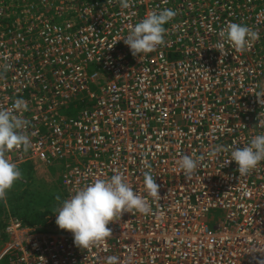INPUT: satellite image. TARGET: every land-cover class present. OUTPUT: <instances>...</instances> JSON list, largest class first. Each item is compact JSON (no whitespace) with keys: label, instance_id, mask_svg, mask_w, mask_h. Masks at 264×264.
Returning <instances> with one entry per match:
<instances>
[{"label":"built area","instance_id":"2783aa9c","mask_svg":"<svg viewBox=\"0 0 264 264\" xmlns=\"http://www.w3.org/2000/svg\"><path fill=\"white\" fill-rule=\"evenodd\" d=\"M0 0V109L27 101L32 147L24 165L63 164L66 199L120 173L134 192L143 173L159 185L150 214L124 213L89 249L70 232L18 216L0 224V264H254L264 246V161L246 176L231 150L264 132V0ZM172 9L165 43L134 57L123 39L147 13ZM228 22L258 34L244 52L215 49ZM95 89V90H94ZM264 99V98H262ZM80 101L84 106L69 112ZM223 145L215 158L207 153ZM181 154L205 160L186 179ZM74 160L75 163L68 161ZM221 211L220 217L211 215ZM210 216L211 219H210Z\"/></svg>","mask_w":264,"mask_h":264},{"label":"clouds","instance_id":"9594fccd","mask_svg":"<svg viewBox=\"0 0 264 264\" xmlns=\"http://www.w3.org/2000/svg\"><path fill=\"white\" fill-rule=\"evenodd\" d=\"M111 2V0H109ZM121 9L132 6L131 0H117ZM172 9H163L159 12L152 11L135 25H129V34L123 39L134 57L139 54H148L165 43L166 29L164 25L176 16ZM220 41L214 46L224 55L225 44L244 52L257 40L258 34L249 27L235 22H228L218 33ZM9 65H0L3 73L9 70ZM2 76V74H0ZM257 101L264 106V89L257 94ZM28 110L27 101L17 99L9 108L0 109V201H6L7 193L15 182L23 179L19 166L12 162L8 155L14 150L22 149L27 152L32 147V141L27 133L29 121L23 118L22 113ZM255 127L264 128V120L259 119ZM225 146L212 148L207 156L215 158ZM205 160L203 155L195 157L181 154L175 161L178 169L186 179H191L197 174L198 167ZM236 163L239 176L251 174L257 166L264 161V132L256 134L250 142L231 150L230 162ZM143 173V191L146 195L134 192L123 174H114L110 179L97 178L94 182L77 189L68 199L61 200L59 194L55 195L58 207L55 208V223L61 230L73 234L74 245L81 249H89L103 243L112 236L110 223L120 220L124 213L138 212L150 214L151 205L147 197L153 200L161 199L159 185L151 174V166ZM253 255L254 264H264V246H253L249 249ZM106 264H120L117 256L106 258Z\"/></svg>","mask_w":264,"mask_h":264},{"label":"rangeland","instance_id":"374dc122","mask_svg":"<svg viewBox=\"0 0 264 264\" xmlns=\"http://www.w3.org/2000/svg\"><path fill=\"white\" fill-rule=\"evenodd\" d=\"M63 164L65 162L62 161L60 166L63 167ZM31 170H33L31 177L23 174V179L15 182L7 193V199L4 201L5 209L7 207L6 215L20 217L27 226L35 227L30 224L34 221L39 227L51 225L48 229L41 227L42 230L58 231V227L54 224L56 217L53 210L58 207L55 195L60 194L64 189L62 177L57 175V170L53 167L50 169L38 165ZM41 215L49 216L50 223L45 224ZM211 215L220 217L222 212L213 211Z\"/></svg>","mask_w":264,"mask_h":264},{"label":"trees","instance_id":"16d2710c","mask_svg":"<svg viewBox=\"0 0 264 264\" xmlns=\"http://www.w3.org/2000/svg\"><path fill=\"white\" fill-rule=\"evenodd\" d=\"M84 105L83 104H81V102L80 101H78L77 103H76V105L73 107V108H71L70 110H69V112L70 113H72V114H75V113H77L78 111H80L81 109H82V107H83ZM35 167H37V165H35V166H33V165H29V164H27V165H24L23 167H21V170H22V173L23 174H25V175H27L28 177H31L32 176V172H33V170H31L32 168H34L35 169ZM53 168H55L56 170H57V175H59L60 176V170L61 169H64L62 166H60V163H56L54 166H52ZM52 167H50V169L52 168ZM60 196H61V200H64L65 198H66V192H65V190L63 189V191L59 194ZM57 203V206H58V202H56ZM5 208V205H4V201H0V219L2 218V215H4L5 214V212L3 211V209ZM41 217L43 218V220H44V222H45V224L46 223H48L49 221V219L48 218H50L49 216H47V217H44V216H42L41 215ZM54 217H56V215L54 216ZM54 217H52V218H54ZM211 217L212 216H210V219H211ZM0 222H1V220H0ZM50 223V222H49ZM1 224V223H0ZM30 224L31 225H33V226H37V225H39V224H36L34 221L33 222H30ZM54 224L56 225V223L54 222ZM49 226H51V225H41L40 227H42L43 229H48L49 228ZM57 226V225H56ZM58 227V226H57ZM45 231V230H44ZM56 232H68V231H66V230H61V229H59L58 228V231H56ZM0 242H1V239H0Z\"/></svg>","mask_w":264,"mask_h":264},{"label":"crops","instance_id":"0c3cea01","mask_svg":"<svg viewBox=\"0 0 264 264\" xmlns=\"http://www.w3.org/2000/svg\"><path fill=\"white\" fill-rule=\"evenodd\" d=\"M69 162H71V163H75L74 160L68 161V163H69ZM45 168H47V167H45ZM21 172H22V170H21ZM59 173H60V176L63 177L64 169H61ZM22 174H23V173H22ZM4 205H5V203H4ZM5 206H6V205H5ZM6 209H7V207H6ZM6 209H5V208L3 209V211L5 212V214L2 215V218L0 219V220H1V222H0L1 224L5 223V222L7 221V219H8L10 216H12V215H6Z\"/></svg>","mask_w":264,"mask_h":264}]
</instances>
